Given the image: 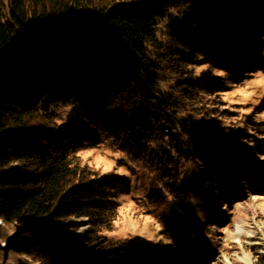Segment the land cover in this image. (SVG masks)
Listing matches in <instances>:
<instances>
[{
    "label": "trees",
    "instance_id": "trees-1",
    "mask_svg": "<svg viewBox=\"0 0 264 264\" xmlns=\"http://www.w3.org/2000/svg\"><path fill=\"white\" fill-rule=\"evenodd\" d=\"M202 7L213 9L203 0H0V218L40 264L187 263L141 237L108 235L117 186L80 152L107 137L180 188L186 168L206 189L235 170L247 129L217 80L195 75L213 38L174 20ZM68 107L73 119L59 122ZM81 217L92 225L83 245L65 224Z\"/></svg>",
    "mask_w": 264,
    "mask_h": 264
},
{
    "label": "rangeland",
    "instance_id": "rangeland-1",
    "mask_svg": "<svg viewBox=\"0 0 264 264\" xmlns=\"http://www.w3.org/2000/svg\"><path fill=\"white\" fill-rule=\"evenodd\" d=\"M203 1L214 11L190 8L184 16L174 15V20L181 30L213 38L207 54L198 56L195 75L217 80L226 106L247 129V140L239 144L240 156L231 157L235 170L224 168L206 189L186 168L178 179L184 183L180 188L174 181L167 183L129 147L107 137L98 138L80 154L117 186L119 215L110 237H141L174 256L180 252L188 260L185 264H264V17L255 21L264 14V0ZM71 111L61 109L56 118L71 121ZM164 131L172 133L170 128ZM89 220L65 222L74 227L69 232L80 245L92 230ZM17 234L16 225L0 218V264H40L12 244Z\"/></svg>",
    "mask_w": 264,
    "mask_h": 264
},
{
    "label": "bare ground",
    "instance_id": "bare-ground-1",
    "mask_svg": "<svg viewBox=\"0 0 264 264\" xmlns=\"http://www.w3.org/2000/svg\"><path fill=\"white\" fill-rule=\"evenodd\" d=\"M81 222V221H80ZM83 223V222H82ZM86 229V223H84V224H82V231H84ZM247 263H248V261L246 260V258L244 257L243 258Z\"/></svg>",
    "mask_w": 264,
    "mask_h": 264
}]
</instances>
